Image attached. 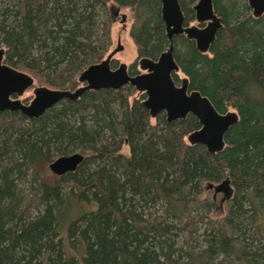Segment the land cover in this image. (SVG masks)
<instances>
[{
    "label": "trees",
    "instance_id": "16d2710c",
    "mask_svg": "<svg viewBox=\"0 0 264 264\" xmlns=\"http://www.w3.org/2000/svg\"><path fill=\"white\" fill-rule=\"evenodd\" d=\"M178 1L189 23L196 0ZM212 4L214 41L200 52L175 36L172 78L237 113L222 150L187 141L200 126L192 114L151 117L131 85L87 90L37 118L1 111L0 264H264V13L254 17L247 0ZM120 8L131 13L136 74L139 58L168 46L159 0H0L3 62L74 89L106 55ZM74 152V171L49 173ZM225 178L221 201L207 184Z\"/></svg>",
    "mask_w": 264,
    "mask_h": 264
},
{
    "label": "water",
    "instance_id": "95a60500",
    "mask_svg": "<svg viewBox=\"0 0 264 264\" xmlns=\"http://www.w3.org/2000/svg\"><path fill=\"white\" fill-rule=\"evenodd\" d=\"M161 19L165 27L168 47L157 59L142 57L137 60L139 72L130 74L125 63L111 67V60L117 49L111 51L97 63L85 67L77 76L79 86L74 89L50 88L44 85L33 86V77L3 62L4 51L0 48V112H20L27 118H37L48 109L63 100H76L87 90L119 89L131 85L136 91L143 92V106L151 117L163 112L168 123L184 119L188 114L196 117L199 128L187 135L190 144L200 143L209 153H218L224 146L226 131L237 122L234 110L220 113L205 95L198 90L189 89L188 79L180 78L176 83L172 73H178L179 67L173 58V39L184 35L192 40L196 49L206 52L214 41L218 29L222 26L220 17L213 9L212 0H198L193 6L196 24L185 23V17L178 0H159ZM254 17L264 13V0H247ZM115 16L118 10H112ZM121 22L125 15H121ZM32 87L33 97L28 103L19 98ZM83 155L74 152L58 156L49 165V170L56 176L74 171L82 161ZM213 189V198L218 192L229 196L231 187L228 179L219 183H208ZM223 201V198L221 199Z\"/></svg>",
    "mask_w": 264,
    "mask_h": 264
},
{
    "label": "rangeland",
    "instance_id": "374dc122",
    "mask_svg": "<svg viewBox=\"0 0 264 264\" xmlns=\"http://www.w3.org/2000/svg\"><path fill=\"white\" fill-rule=\"evenodd\" d=\"M122 14L126 15V19L124 22H121L120 20ZM190 24H196V22L192 20L190 21ZM130 25H131V13L129 9L120 8L118 10V14L116 18L113 17V22H111L110 45L108 47L106 55L104 56L105 58L111 51L117 49L120 46L121 49L117 50L116 53L113 55V59L117 60V65L118 63H125L127 66H129L137 59L136 48L129 35ZM137 68H138V64H137ZM33 86H40V85L34 82ZM32 97L33 94L31 87L30 89L26 90L19 98L23 103H28L32 99ZM48 171L50 174L54 175L49 169ZM211 194L212 191L209 192V195ZM222 195H223L222 192H218L217 194L218 200L222 198Z\"/></svg>",
    "mask_w": 264,
    "mask_h": 264
},
{
    "label": "bare ground",
    "instance_id": "6f19581e",
    "mask_svg": "<svg viewBox=\"0 0 264 264\" xmlns=\"http://www.w3.org/2000/svg\"><path fill=\"white\" fill-rule=\"evenodd\" d=\"M197 1H198V0H197ZM197 1H196V2H197ZM196 2H195V3H196ZM195 3H194V4H195ZM185 23H186V22H185ZM167 47H168V46H167ZM167 47H166V48H167ZM165 50H166V49H165ZM162 52H163V51H162ZM33 80H34V79H33ZM40 86H41V85H40ZM44 86H45V85H44ZM78 86H79V85H78ZM75 88H76V87H75ZM59 89H60V88H59Z\"/></svg>",
    "mask_w": 264,
    "mask_h": 264
},
{
    "label": "flooded vegetation",
    "instance_id": "af4514ba",
    "mask_svg": "<svg viewBox=\"0 0 264 264\" xmlns=\"http://www.w3.org/2000/svg\"><path fill=\"white\" fill-rule=\"evenodd\" d=\"M252 14V13H251ZM193 20H194V18H193ZM190 23V22H189ZM30 89V88H29Z\"/></svg>",
    "mask_w": 264,
    "mask_h": 264
}]
</instances>
